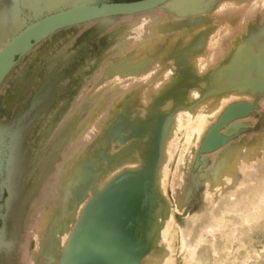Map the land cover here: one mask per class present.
Masks as SVG:
<instances>
[{
	"label": "rangeland",
	"instance_id": "obj_1",
	"mask_svg": "<svg viewBox=\"0 0 264 264\" xmlns=\"http://www.w3.org/2000/svg\"><path fill=\"white\" fill-rule=\"evenodd\" d=\"M47 1L0 0V50L25 26L46 15L93 2L134 0H60L52 6ZM263 30L264 0H167L147 11L102 17L58 29L19 57L0 85V264H24V260L32 256L35 259L32 257L30 260L33 261H25L29 264L61 263L63 243L68 242L75 229L80 218L78 212L81 204L97 195L101 191H98L99 188L104 186L110 177L113 178L118 170H108L107 175L105 173L101 176L99 172L105 166L101 156L94 166L89 162L85 163L88 161L85 155L92 154L95 146L101 141V124L112 108L120 109L122 102L125 103L130 99L131 93L138 90L137 97L131 101L130 109L132 114L138 112L137 115L142 116V109L146 106L144 103L154 96L153 80L161 81L169 68L181 70L183 59L185 63L190 61L192 56L201 55L203 47L200 43L212 31L214 35L218 31L222 32L218 35L221 39H231V44L237 41L239 46H243L244 42L251 43L252 36L256 40V47L262 52L259 62L264 63V34L261 33ZM148 40L152 41L149 51L142 52L141 48L140 51L136 50L141 41L146 43ZM260 69L263 72L260 73ZM260 69L257 68V76L253 78L252 86L250 83L246 86L237 83L234 87L224 85L209 93L211 98L217 91L232 95L227 96H230L228 100L207 122L203 138L201 137L195 145L187 165L178 171L177 177L178 155L172 157L165 187L169 204L179 208L174 211V218L178 221L191 217L196 209L194 205L205 195L208 179L214 175V170L219 167L220 157L226 152L233 154L230 162L237 163V159L240 160L242 155L244 156L246 143L257 139L253 147L257 149L255 148L250 156H259L254 157L255 160L258 159L253 161L254 168L258 164L260 167L264 164L263 160L262 163H257L264 157V103L260 104L264 100V65ZM144 72L152 78L151 84L140 81L141 78L136 79ZM260 79L261 83L257 85L254 80L258 82ZM84 88L86 89L83 92ZM242 93L249 94L247 97L252 105H248L250 109ZM118 94L121 95L120 100L115 102ZM228 109L232 110L229 116L226 114ZM178 110L179 107L177 112ZM92 112L97 115L89 121L90 129L86 136H83L85 134L82 128L86 126L84 119ZM223 114H226L229 120ZM110 118L111 116H108V120ZM218 118L221 123L216 122L219 121ZM221 119L227 121L222 122ZM54 129L57 131L54 132ZM207 135L216 140L215 145L210 148L203 147L202 141ZM139 141V148L144 149L139 163L147 164V157H153L158 150L145 148V140ZM70 142L74 143L73 146L70 145L75 148L72 151ZM117 142L109 141L107 153L117 151L124 144L122 141ZM139 148L137 151L140 152ZM11 168L15 169V172ZM261 169H264V166ZM255 171L258 172L257 169H254ZM259 173H262V170ZM224 174L229 175L227 171ZM155 202V210L160 209L158 214L154 211L152 220L160 225L158 222L163 219L167 208L166 199L163 201L162 198H157ZM81 208L83 211L84 207ZM82 211L80 210L81 213ZM37 220L40 222L35 224ZM56 223L59 225L55 231L57 257L51 262L41 253V246L51 239ZM60 239H64L63 242H60ZM153 239L155 242L152 245L146 240V247L143 246L137 264H142L145 260L143 258L151 256L157 248L159 249V238L154 236ZM261 246L263 248L258 251L261 250L264 255V244ZM13 249L15 253L12 259L5 260V251L7 254ZM22 252L25 255H21ZM174 253L178 255L177 247ZM23 255L27 258L24 259ZM201 260H204L203 264L208 262L207 259ZM245 264H264V261L250 259Z\"/></svg>",
	"mask_w": 264,
	"mask_h": 264
},
{
	"label": "bare ground",
	"instance_id": "obj_2",
	"mask_svg": "<svg viewBox=\"0 0 264 264\" xmlns=\"http://www.w3.org/2000/svg\"><path fill=\"white\" fill-rule=\"evenodd\" d=\"M58 1L60 0H48L47 2H50L49 5L51 4L50 6H52L57 4L56 2ZM157 28L159 29V27ZM212 32L210 33L212 34ZM219 33L222 32L218 31L215 35L209 34L207 38H204L200 43L203 47L200 46L202 54L192 56L191 60L185 63V59H183L181 70L176 71L173 68H169L163 74L161 81L153 80L152 90L154 91V96L150 97V99L146 96L148 100L146 103L143 102L146 106L145 109H142V116L137 115L138 112L132 114L130 109L131 101L138 95V90H136L131 91L130 99L125 101V103L122 102L123 105L117 102L122 106L120 109L112 108L110 113L104 118L100 128L101 141L95 146L92 154L85 155L86 160H88L85 163L89 162L94 166L96 161L99 162L97 159H100L101 156L105 161V166L99 174L102 176L108 170L114 169L115 171V169H118L115 172L117 175L114 176V174L113 178L110 177L111 179L106 181L104 186H101L102 189L101 187L99 188L98 191H101L97 195L90 200L88 199L89 201L85 204H81V207H84L83 211L79 206L82 213L79 210L81 215L78 212V217L80 216V218L77 217L79 219L78 222H76L77 218H75L77 223H75V229L74 231L71 230L73 233L68 242L66 244L63 243L64 246L60 245V247L63 246V249L60 248L63 250L60 264H137L139 263L140 252L144 249L143 246L146 247V240L147 243L152 245L155 242L154 236L159 238V249L157 248V250L158 252L159 250L161 251L158 253L156 250L151 256L143 258L145 260L142 264H203L204 260L201 259H207V264H245L250 259L264 261L262 251H258V249L263 248L261 245L264 244V169H261L264 164H260L262 167L258 164L257 167H260L259 169L257 167L254 168L253 164L258 160L255 159L259 156L258 154L250 156L252 151L255 148L257 149V147L253 149L257 139L251 143H246L244 156L242 155L240 160L237 159V163L234 161L233 163L230 162L233 156L232 153L226 152L220 157L219 167L214 170V175H211L212 177L208 179L205 195L194 205L196 209L191 217L179 221L175 219L174 211L178 206H171L167 200L168 195L166 196L165 182L170 173L172 157L176 154L178 155L177 177L178 171L187 165L188 158L195 145L200 141L207 122L215 116V112L228 100L230 96H227L232 95L231 93L224 94L223 91H217L216 95L211 98L209 93H213V91L224 85L234 87L237 83H242L244 86L250 83L249 85L252 86V80L257 76L255 75L258 72L257 68L260 69L264 65V63L259 62L262 52L256 47V40L252 36L251 43L244 42L243 46L241 44L239 46L237 41L231 44V39H221L218 36ZM261 33L264 34V30ZM151 42L149 40L146 43L141 41L136 50L140 51L139 48H141L142 52L149 51L152 48ZM249 59L251 60L249 61ZM259 71L260 73L263 72L262 69ZM140 78L142 82L152 83V78L150 79L149 74L146 72L136 79L139 80ZM254 81L257 85L261 83V79L258 82ZM104 90L107 91L106 89ZM102 93L100 94L102 95ZM234 94L236 93L234 92ZM242 95L244 94L242 93ZM247 95L249 96V94L244 95V98L248 101L246 105L247 107H249L248 105L252 107L249 104L251 102H249ZM120 96L119 94L116 96L115 102L120 100ZM263 101L260 104L263 105ZM177 107L180 108L178 112ZM228 110L223 112L229 114L231 110ZM94 115H97V113H88L87 120L84 119L86 126H84L85 129H83L84 127L82 128L83 134H85L83 136L88 133L87 131L90 129L88 124L89 121L95 118ZM225 115L223 114L226 118L227 115ZM108 116H111L109 120ZM223 116L221 117L223 118ZM84 121L83 123H85ZM216 122H220V120ZM59 128L57 127V129ZM218 128L219 126L216 127V129ZM55 131L57 130L54 129ZM139 139L145 140V148L158 150L153 157H147V164L139 163L144 150L139 148ZM109 141L111 143L122 141L124 144L117 151L112 152L110 150L111 152L107 153L106 147L109 145ZM202 142L204 148H210L215 145L216 140L208 136ZM73 144V142H70L69 147L71 148L70 145L73 146ZM111 146L113 147V145ZM73 148H71V151ZM138 148L141 149L140 152L139 150L137 151ZM262 154H264V150ZM262 154L260 153L261 157ZM254 157L256 158L254 159ZM234 160L236 159L234 158ZM262 160L264 161V157L261 162L257 163H262ZM128 161H132V163H128ZM254 169H257L258 172H254ZM14 170L12 169V171ZM261 170L262 173H259ZM226 171L229 175L224 174ZM157 198H162L163 201L166 199L165 204L167 207L165 208L163 219L158 222L160 225H157L152 220L154 211L158 214L160 209L157 208L155 210L154 207ZM67 206L70 207V205ZM40 218L43 219L42 216ZM44 218L47 220L45 215ZM38 222L40 221L37 220L35 224ZM58 226L56 223L51 239L44 242L41 246V253L51 262H54L57 257L55 231ZM35 230H37L36 225ZM39 230L40 228H38ZM200 231L203 233L200 234ZM38 233L41 236L40 232ZM63 240L61 241L60 239V242H63ZM176 247L178 248V255L174 253ZM6 252L7 258L4 256V259L6 258L5 260L10 261L8 258L12 259L15 253L14 249L9 250L7 254ZM25 253L27 252L25 251ZM25 253L22 252L20 254L25 255ZM25 258L27 257L24 256ZM30 258L25 260L29 262L35 259L33 257V260H30ZM25 260L23 263L29 264ZM3 264L6 263L4 262ZM30 264L33 263L30 262Z\"/></svg>",
	"mask_w": 264,
	"mask_h": 264
},
{
	"label": "water",
	"instance_id": "obj_3",
	"mask_svg": "<svg viewBox=\"0 0 264 264\" xmlns=\"http://www.w3.org/2000/svg\"><path fill=\"white\" fill-rule=\"evenodd\" d=\"M167 0H134L90 3L46 15L25 26L0 50V83L16 60L54 31L94 19L129 15L158 7ZM232 112V110H231ZM230 112V113H231ZM230 113L228 115H230Z\"/></svg>",
	"mask_w": 264,
	"mask_h": 264
}]
</instances>
